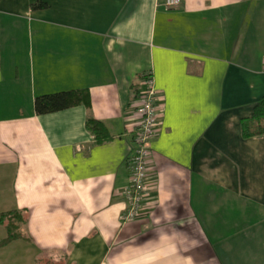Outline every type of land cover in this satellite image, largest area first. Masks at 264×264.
I'll return each instance as SVG.
<instances>
[{
  "label": "crops",
  "instance_id": "crops-1",
  "mask_svg": "<svg viewBox=\"0 0 264 264\" xmlns=\"http://www.w3.org/2000/svg\"><path fill=\"white\" fill-rule=\"evenodd\" d=\"M0 40V213L28 214L0 264H264V135L241 130L264 97V0H0ZM147 75L162 117L146 220L125 224ZM70 89L90 105L35 112Z\"/></svg>",
  "mask_w": 264,
  "mask_h": 264
},
{
  "label": "trees",
  "instance_id": "trees-1",
  "mask_svg": "<svg viewBox=\"0 0 264 264\" xmlns=\"http://www.w3.org/2000/svg\"><path fill=\"white\" fill-rule=\"evenodd\" d=\"M48 7L43 1L32 3V8ZM1 49V40H0ZM91 102L89 91L86 89L61 90L53 93L39 94L34 100V110L37 114L60 111L78 104L89 106ZM86 128L93 135L96 144H102L112 139L105 123L92 116L86 120ZM241 130L244 138L264 135V97L257 102L252 113L241 120ZM0 223L7 229V237L0 242L6 244L18 238H28L26 225L28 214L26 210H10L0 213ZM45 257L38 258V264H50Z\"/></svg>",
  "mask_w": 264,
  "mask_h": 264
},
{
  "label": "built area",
  "instance_id": "built-area-1",
  "mask_svg": "<svg viewBox=\"0 0 264 264\" xmlns=\"http://www.w3.org/2000/svg\"><path fill=\"white\" fill-rule=\"evenodd\" d=\"M163 5L167 9H177L181 7L182 0H163ZM143 85V89L137 99V111L140 116V122L135 131V148L131 156V175L128 184L123 190L127 205L121 219L125 224L146 220L144 212L147 203L150 145L152 139L156 136L162 117L159 95L153 78L147 75Z\"/></svg>",
  "mask_w": 264,
  "mask_h": 264
},
{
  "label": "rangeland",
  "instance_id": "rangeland-1",
  "mask_svg": "<svg viewBox=\"0 0 264 264\" xmlns=\"http://www.w3.org/2000/svg\"><path fill=\"white\" fill-rule=\"evenodd\" d=\"M50 264H65L64 260L63 259H59V260H56V261H53L52 263Z\"/></svg>",
  "mask_w": 264,
  "mask_h": 264
}]
</instances>
